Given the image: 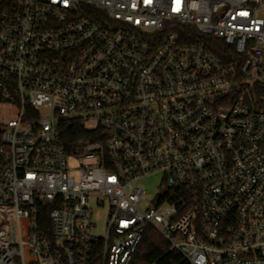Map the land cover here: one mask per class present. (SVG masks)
<instances>
[{"label":"built area","instance_id":"2783aa9c","mask_svg":"<svg viewBox=\"0 0 264 264\" xmlns=\"http://www.w3.org/2000/svg\"><path fill=\"white\" fill-rule=\"evenodd\" d=\"M0 108V264H264V0H0Z\"/></svg>","mask_w":264,"mask_h":264},{"label":"trees","instance_id":"16d2710c","mask_svg":"<svg viewBox=\"0 0 264 264\" xmlns=\"http://www.w3.org/2000/svg\"><path fill=\"white\" fill-rule=\"evenodd\" d=\"M208 50L220 61L229 63L235 56L233 49L221 41L209 43ZM102 138L99 129L87 130L78 123H61L59 144L68 153L85 142L100 141ZM97 253L93 252L89 264H99ZM129 264H189L178 252L169 250L168 243L151 227L144 230L143 236L137 245Z\"/></svg>","mask_w":264,"mask_h":264},{"label":"rangeland","instance_id":"374dc122","mask_svg":"<svg viewBox=\"0 0 264 264\" xmlns=\"http://www.w3.org/2000/svg\"><path fill=\"white\" fill-rule=\"evenodd\" d=\"M41 113L43 115H47L46 111L42 110ZM9 114H13V112L7 111L4 108H0V115H9ZM91 127H93V124H86V128H91ZM160 181H161V176L154 175L149 178H146L140 183V185L144 189L143 202H148L156 195V193L159 191ZM94 221L96 224L94 233L98 236H103L105 232L106 212L103 209L97 211V213L94 216Z\"/></svg>","mask_w":264,"mask_h":264}]
</instances>
